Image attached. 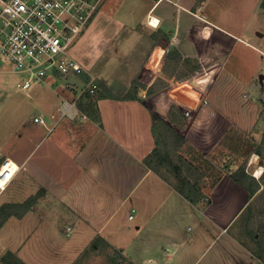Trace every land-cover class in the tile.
Listing matches in <instances>:
<instances>
[{
  "label": "crops",
  "instance_id": "crops-1",
  "mask_svg": "<svg viewBox=\"0 0 264 264\" xmlns=\"http://www.w3.org/2000/svg\"><path fill=\"white\" fill-rule=\"evenodd\" d=\"M204 1L103 2L83 32L84 53L71 49L82 75L50 77L46 83L59 85L60 104L0 139V166L10 159L20 167L0 193V264H264L260 178L246 170L247 182L223 172L201 186L200 199H190L146 158L156 145L145 85L176 81L179 60L189 67L184 78L201 76L210 86L187 131L188 144L208 154L234 125L209 104L212 82L225 69L220 52L202 42L214 36L206 29L223 30L201 12ZM95 44L98 62L88 53ZM213 67L219 69L214 80ZM91 78L96 90L84 93ZM60 235L73 237L80 250L53 258L33 244L25 247Z\"/></svg>",
  "mask_w": 264,
  "mask_h": 264
},
{
  "label": "rangeland",
  "instance_id": "rangeland-1",
  "mask_svg": "<svg viewBox=\"0 0 264 264\" xmlns=\"http://www.w3.org/2000/svg\"><path fill=\"white\" fill-rule=\"evenodd\" d=\"M105 1H102L101 6ZM204 2L206 4L201 12L223 28L218 33L211 28L206 29L214 36L212 40L202 41L214 53L220 52L219 57L225 69L220 80L212 82L214 85L208 97L209 104L217 107L234 121L232 128L222 135L215 148L208 154L188 144L187 131L195 112L204 102V92L210 86L209 82H202L201 76H197L198 80L184 78L185 70L189 67L182 60H179L176 67L178 81H164L156 83L155 86L145 85L147 94L150 95L146 108L153 120V137L156 145L151 155L146 158L176 186L197 199H200L202 193L201 186L208 188L223 172L232 171L235 176L246 178L248 182L244 171H249V175L255 177L253 174L257 173L260 164L264 168V0ZM87 29L88 27L84 32ZM199 32L203 33L200 28ZM83 34L77 36L73 44L74 51L76 47L79 54L84 53L79 49ZM99 52L97 44L90 45L88 53L92 56L91 61L100 60ZM112 52L117 50L113 49ZM217 70L219 69L216 67L212 68V80ZM82 73L71 72L64 76L80 77ZM229 76L233 78L229 79ZM19 80L20 76L15 73L0 74V135H2L0 139L5 138L15 125L19 126L25 121L32 122L36 115L47 114L48 108L49 110L56 108L61 102L60 97L55 93L59 86L56 82L54 85L47 83L41 86L35 85L28 89L30 92L28 94V90L17 87ZM115 104L117 107L127 105L124 102H115ZM59 110L62 115L61 106ZM258 154V161L256 158L252 163ZM262 177L264 174L259 177L264 182ZM7 195L8 193H5L1 198ZM257 203L260 212H263V208L261 209V205L264 204L263 195ZM261 221L263 222L258 226V230L263 239L264 217ZM191 227H194V223ZM247 230L249 234L254 231L250 226ZM8 235H13V231L9 230ZM55 239L56 241L51 242H27L25 247L33 244L38 252L44 251L48 257L53 258L58 254L62 257L69 250L73 251L71 254L80 250L77 244L72 243L73 237L66 240L65 236L60 235V239L57 237ZM6 257H3L4 261ZM55 259L62 260V258ZM110 260L100 261L102 264H111ZM78 261L81 262L82 258Z\"/></svg>",
  "mask_w": 264,
  "mask_h": 264
},
{
  "label": "built area",
  "instance_id": "built-area-1",
  "mask_svg": "<svg viewBox=\"0 0 264 264\" xmlns=\"http://www.w3.org/2000/svg\"><path fill=\"white\" fill-rule=\"evenodd\" d=\"M102 1L0 0V74H18L17 87L28 90L45 84L52 76L83 72L84 67L74 59L71 49ZM153 20L149 21L152 25ZM95 90L91 78L83 92L94 93ZM39 120L40 117H35V121ZM258 158L259 155L257 161ZM15 165L10 159L1 164L0 193L18 172L20 167ZM133 216L131 214L130 218ZM71 230L68 226L66 234L69 235Z\"/></svg>",
  "mask_w": 264,
  "mask_h": 264
},
{
  "label": "bare ground",
  "instance_id": "bare-ground-1",
  "mask_svg": "<svg viewBox=\"0 0 264 264\" xmlns=\"http://www.w3.org/2000/svg\"><path fill=\"white\" fill-rule=\"evenodd\" d=\"M256 156H257V154H256ZM256 158H257V157L254 158V160L252 161V163L256 161ZM15 166H17V165H15ZM16 169H17V168H16ZM256 172H257V173L255 174V176L259 178V177L262 175V173L264 172V168H263V169H258ZM2 181H3V180H2ZM0 183H1V181H0Z\"/></svg>",
  "mask_w": 264,
  "mask_h": 264
},
{
  "label": "trees",
  "instance_id": "trees-1",
  "mask_svg": "<svg viewBox=\"0 0 264 264\" xmlns=\"http://www.w3.org/2000/svg\"><path fill=\"white\" fill-rule=\"evenodd\" d=\"M258 155H259V154H258ZM234 176H235V175H234ZM250 176H251V175H250ZM253 178H254V177H253ZM254 179H255V178H254ZM250 190H251V189H250ZM180 191H182L183 194H186L183 190L180 189ZM251 191H252V190H251ZM252 193H253V192H252ZM186 196H188V198H190V199H193V197L190 196V195H188V194H186ZM195 199H197V198H195ZM2 221H3V220L0 219V225L2 224Z\"/></svg>",
  "mask_w": 264,
  "mask_h": 264
}]
</instances>
